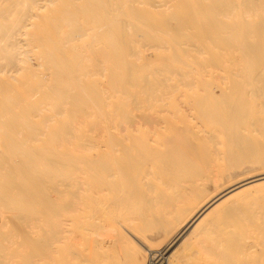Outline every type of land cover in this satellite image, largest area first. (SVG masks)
<instances>
[{
  "label": "bare ground",
  "instance_id": "bare-ground-1",
  "mask_svg": "<svg viewBox=\"0 0 264 264\" xmlns=\"http://www.w3.org/2000/svg\"><path fill=\"white\" fill-rule=\"evenodd\" d=\"M161 248L264 264V0H0V264Z\"/></svg>",
  "mask_w": 264,
  "mask_h": 264
},
{
  "label": "rangeland",
  "instance_id": "rangeland-1",
  "mask_svg": "<svg viewBox=\"0 0 264 264\" xmlns=\"http://www.w3.org/2000/svg\"><path fill=\"white\" fill-rule=\"evenodd\" d=\"M136 228V227H135ZM138 229V228H137ZM136 229V230H137ZM178 232H176L175 233V235L177 234ZM174 236V235H173ZM253 236H255V235H253ZM253 236H251V237H253ZM250 237V238H251ZM258 239V237L256 236V237H253V238H251V239H246V242L248 243V244H250V245H248L249 246V248H247V252H249L250 253V255L252 254V255H254V254H256V251L258 250L259 251V248H258V246H257V243H256V241H258L257 239ZM195 239L197 240V237H195ZM194 239V237H191V239H188V241L190 240V241H192V242H188V243H184L182 246H179L178 248V252L179 253H185V254H187V251L188 252H190V254L192 255V257L191 258H195L194 256V254L195 253H193L192 251H194L193 250V241L195 240ZM192 243V244H191ZM258 243H259V241H258ZM173 244H175V243H173ZM186 244H188L189 246H187L186 247ZM191 245V246H190ZM258 245H260V244H258ZM175 246H173V248H174ZM183 247V248H182ZM186 247V248H185ZM260 248H261V245L259 246ZM173 248H171V249H173ZM164 250V248H161V249H159V252H160V254L158 255V253H154L153 255H154V261H155V263L154 264H166V257L168 256V255H164L165 253H166V250L165 251H163ZM167 250H169V249H167ZM182 251V252H181ZM258 251H257V253H258ZM162 252V253H161ZM188 255V254H187ZM164 257V258H163ZM198 256H196V258H197ZM195 258V259H196ZM194 259H189V261L190 262H188L187 264H195V263H198L199 264V262H192L191 263V261H193ZM197 261H199V258H197ZM202 263H204V262H200V264H202Z\"/></svg>",
  "mask_w": 264,
  "mask_h": 264
}]
</instances>
